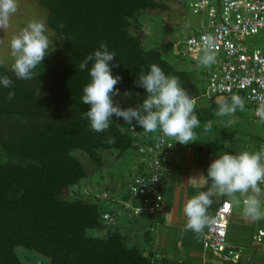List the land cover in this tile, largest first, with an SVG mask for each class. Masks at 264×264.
Listing matches in <instances>:
<instances>
[{
	"label": "trees",
	"instance_id": "obj_1",
	"mask_svg": "<svg viewBox=\"0 0 264 264\" xmlns=\"http://www.w3.org/2000/svg\"><path fill=\"white\" fill-rule=\"evenodd\" d=\"M38 1L47 10L46 22L58 45L34 69L31 80L17 79L11 67L0 62V76L14 82L11 88L0 85V264H30L19 247L43 255L47 264H183L157 260L128 242L115 223L116 212L101 201L114 197L78 188L87 173L74 153L80 150L101 166V149L120 155L138 145L120 118L113 115L110 126L96 132L84 116L90 105L82 102L83 88L91 78L79 65L101 44L116 55L109 65L112 75L120 77L115 85L119 92H145L137 80L152 64L176 76L183 88L190 83L185 70L159 49L142 44L137 15L163 9L161 1ZM196 31L192 28L187 36ZM9 91L15 93L11 100ZM89 229L105 233L94 236Z\"/></svg>",
	"mask_w": 264,
	"mask_h": 264
},
{
	"label": "clouds",
	"instance_id": "obj_2",
	"mask_svg": "<svg viewBox=\"0 0 264 264\" xmlns=\"http://www.w3.org/2000/svg\"><path fill=\"white\" fill-rule=\"evenodd\" d=\"M17 10L18 0H0V30L4 32L9 28L10 19ZM45 32L44 21L33 19L18 34L11 36V69L17 79H33L34 69L41 65L49 54L50 41ZM215 49L216 37L204 34L194 59L202 66H211L216 59ZM115 56L113 52L108 51L106 44H101L100 49L88 55L79 65L80 70H88L91 78L90 83L84 86L82 96V102L90 105V110L84 112V116L90 121L91 128L96 132L104 131L110 126L111 117L115 115L123 118L128 125H132L135 120L142 126L143 131H159L163 136L175 138L181 144L194 141V129L200 125L194 114L195 102L180 86L176 76L165 75L156 64L150 65L146 74L138 76L137 86L147 92V98L141 104L135 108L124 109L118 103H113L112 97L119 95L115 85L120 80L119 76L112 75L109 65ZM89 62H92L91 68ZM13 84V80L8 76H0V85L11 88ZM14 95V92L9 91L7 99L11 100ZM129 95L130 93L125 92V97ZM215 102L218 106L216 115L221 117L234 115L238 108H244V101L238 95H232L230 100L218 96ZM258 115L264 119V109H261ZM207 179L211 182L207 191H200L185 202V230L199 234L205 227L215 223L214 218L208 215L214 197H228L234 204L242 202L243 215L246 218L253 221L264 219V210L259 199L262 194L259 185L264 184V149L256 152L244 150L235 154H219L207 169ZM237 193L242 200L237 198Z\"/></svg>",
	"mask_w": 264,
	"mask_h": 264
},
{
	"label": "crops",
	"instance_id": "obj_3",
	"mask_svg": "<svg viewBox=\"0 0 264 264\" xmlns=\"http://www.w3.org/2000/svg\"><path fill=\"white\" fill-rule=\"evenodd\" d=\"M205 77L207 81V76ZM232 95L237 94L212 95L213 98L205 107H200L196 98L194 114L200 121L199 127L195 128L198 132L195 133L194 141H190L189 144H181L173 140L174 146L170 153V161L160 178V190L164 197L161 211L151 215L145 214V217L141 216L144 214H132L135 216L134 220L132 217H126L129 220L127 221V219L120 220L121 212L117 213L115 207L112 208L117 214L114 219L115 223L119 224L122 232L139 247L151 252L157 260L166 258L183 264H216V261H222L217 254L203 246V236L208 227H205L199 234L185 230L184 206L186 200L193 195L200 191H207L211 183L207 179V169L219 154L225 152L235 154L244 150L256 152L264 149V121L254 115L255 105L253 103H250L251 110L239 111L240 113L236 112L234 115L221 117L215 114V110L218 109L216 108L218 107L215 102L216 97L223 96L230 100ZM203 96H206L205 92ZM199 109L201 113H198ZM201 116L202 118H199ZM156 138L148 136V139L144 141ZM138 171H141L140 164L136 165L135 172ZM259 186L262 189L259 199L261 208L264 210V188L261 184ZM236 196L242 200L239 193ZM112 199L111 207L117 204L122 212H126L122 205L130 200L128 196L124 199L122 195L120 202L118 199ZM225 199L231 202L228 197H214V203L208 209L210 217L213 218L220 203ZM129 214L132 216L131 213ZM259 229L264 230V219L253 221L246 218L243 215L242 202L240 204L231 202L226 241L229 247L241 248V251L237 257L228 261L230 264H241L244 259L248 261L253 256V253L246 250L248 247L260 246L257 251L264 252V234L259 242L254 238ZM207 251L216 259L214 262L208 259Z\"/></svg>",
	"mask_w": 264,
	"mask_h": 264
},
{
	"label": "built area",
	"instance_id": "obj_4",
	"mask_svg": "<svg viewBox=\"0 0 264 264\" xmlns=\"http://www.w3.org/2000/svg\"><path fill=\"white\" fill-rule=\"evenodd\" d=\"M192 12L201 16L198 24L200 31L184 39L186 54L184 52L183 55L197 51L202 35L216 37L215 57L219 64L207 76V93L229 96L236 91L242 92L255 105L254 115L264 121L258 115L264 109V53L249 50L243 43L247 35L264 29V0H194ZM189 95L195 102L196 97ZM129 129L134 133L133 124L129 125ZM173 146L174 142L165 136L137 145L141 171L132 173L127 183L130 200L122 205L126 212L153 214L163 209L160 178L170 161ZM261 185L264 188V184ZM230 212L231 202L225 199L213 216L215 223L208 227L203 236L204 248L217 254L222 261L232 260L241 251V248L227 245ZM263 234L264 230L259 229L255 240L261 241Z\"/></svg>",
	"mask_w": 264,
	"mask_h": 264
},
{
	"label": "rangeland",
	"instance_id": "obj_5",
	"mask_svg": "<svg viewBox=\"0 0 264 264\" xmlns=\"http://www.w3.org/2000/svg\"><path fill=\"white\" fill-rule=\"evenodd\" d=\"M160 1L163 5V9H158L155 11H140L137 15V21L140 23L141 27L140 34L143 37L142 44L145 48L159 49L162 54L170 59L178 69L185 70L190 75L191 80L190 83L184 87V90L197 98V102L200 104V107H205L207 103H209L213 98V94L207 93L208 84L207 81H205V76H207L206 74L208 72L212 73L217 69L219 60L216 58L215 62L211 66L205 67L202 66L196 59H194L197 51H195L193 54L183 55L186 50L184 39L188 34H190L192 28L200 31L198 24L201 21V16L192 12V4L194 0ZM33 19L42 20L45 23V34L49 37L50 41V47L48 51L54 49L58 45V37L46 22L47 10L39 3V1L18 0V10L11 17L9 28L4 32L3 30H0V62H2L6 67H11L13 63L12 57L10 55L9 44L11 36L18 34L22 28ZM243 43L249 50L259 49L262 53H264V29L259 30V32L254 35H247ZM179 83L182 87L180 81ZM127 92L130 93V95L127 97H125V92H119V95L113 96V103H118L120 107L124 109L128 107L135 108L147 98L146 91ZM204 92L206 96H203ZM233 94H237L244 101L243 110L238 108L236 112L240 113L246 109L251 110L250 103L252 102L245 98L244 93L236 91L233 92ZM217 111L218 109L215 110V114ZM120 119L126 124V126L128 125L123 120V118ZM132 124L135 128L134 133L132 132V134L136 135L138 144L139 142L144 143L148 139V136L158 138L159 136L163 135L159 131L156 133H148L143 131L142 126L138 125L135 120H133ZM194 132L197 133L198 131L194 129ZM166 138L176 141L175 138ZM197 141L199 140L197 139ZM74 153L83 164L87 173L81 184L78 186L80 191L85 193L86 190H90L97 196H102L105 192H108L114 197L115 200L118 199L120 202L121 195H125L127 192L126 184L130 179L132 172H135L136 165L138 164L136 148H129L120 155H118L116 151L113 152V150L101 149L100 155L103 160V164L101 166L92 164L88 157L80 150H75ZM64 192L67 194L69 190L66 189ZM101 201L104 202L105 208L107 209L112 202L108 201L107 199H101ZM113 207H115L117 213L121 212V215H119L120 220H125L127 219L126 217H132V220H134L135 216L132 214V216H129V212H122L117 204L113 205L112 208ZM141 216L145 217V214ZM127 221L129 220L127 219ZM104 222L107 223L108 220H104ZM88 232L94 236H102V234L105 233V230L89 229ZM128 242L133 243L134 241L129 238ZM258 247L260 246H257V248ZM257 248L255 246L248 247L246 250L250 253H253V256L250 257L248 261L244 259L241 264H264V252H258ZM18 251H20L21 254L27 258L30 264H47V258L39 253L22 249L21 247L18 248ZM145 252L148 253L147 249H145ZM207 256L208 259L212 260L213 262L216 260L208 251ZM218 261L215 263L230 264L228 261Z\"/></svg>",
	"mask_w": 264,
	"mask_h": 264
}]
</instances>
